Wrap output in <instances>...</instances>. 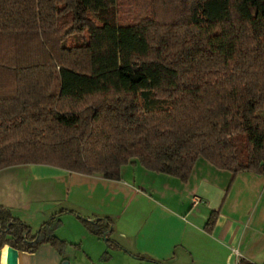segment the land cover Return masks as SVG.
Wrapping results in <instances>:
<instances>
[{
  "label": "trees",
  "instance_id": "1",
  "mask_svg": "<svg viewBox=\"0 0 264 264\" xmlns=\"http://www.w3.org/2000/svg\"><path fill=\"white\" fill-rule=\"evenodd\" d=\"M200 158L264 175V0H0V169L187 182ZM59 215L33 233L0 204V250L79 246ZM79 218L116 245L110 218Z\"/></svg>",
  "mask_w": 264,
  "mask_h": 264
},
{
  "label": "crops",
  "instance_id": "2",
  "mask_svg": "<svg viewBox=\"0 0 264 264\" xmlns=\"http://www.w3.org/2000/svg\"><path fill=\"white\" fill-rule=\"evenodd\" d=\"M194 195L204 202L193 205ZM40 200L49 203L39 207ZM0 204L33 233L60 213L56 235L79 245L64 253L50 243L33 252L16 249L17 264H236L233 249L247 264H264V175L234 176L204 158L187 182L139 163L124 165L120 180L45 164L14 165L0 169ZM213 211L218 216L208 227ZM79 215L110 218L108 237L116 245L91 233Z\"/></svg>",
  "mask_w": 264,
  "mask_h": 264
},
{
  "label": "water",
  "instance_id": "3",
  "mask_svg": "<svg viewBox=\"0 0 264 264\" xmlns=\"http://www.w3.org/2000/svg\"><path fill=\"white\" fill-rule=\"evenodd\" d=\"M5 252V264H17L18 263V256L16 249L10 245H6L4 247ZM62 264H70L69 260H64Z\"/></svg>",
  "mask_w": 264,
  "mask_h": 264
},
{
  "label": "built area",
  "instance_id": "4",
  "mask_svg": "<svg viewBox=\"0 0 264 264\" xmlns=\"http://www.w3.org/2000/svg\"><path fill=\"white\" fill-rule=\"evenodd\" d=\"M192 202H193V205H198L200 203H203L204 200L202 197H200L199 195H194L193 198H192ZM233 253L236 255L237 257V263L236 264H247L245 262V260L242 258L240 252L237 250V249H233Z\"/></svg>",
  "mask_w": 264,
  "mask_h": 264
},
{
  "label": "rangeland",
  "instance_id": "5",
  "mask_svg": "<svg viewBox=\"0 0 264 264\" xmlns=\"http://www.w3.org/2000/svg\"><path fill=\"white\" fill-rule=\"evenodd\" d=\"M24 178V177H23ZM21 182H22V180H21ZM49 184H51V183H49ZM62 188V187H61ZM63 190H61V189H59V190H57V192H56V195H57V197L58 198H61V197H63ZM43 198V197H42ZM45 199V198H44ZM39 207H42L43 205H45V204H48L49 202L47 201V200H40L39 202ZM34 231H37V230H34ZM98 264H103L100 260H98V262H97ZM110 264H113V263H110Z\"/></svg>",
  "mask_w": 264,
  "mask_h": 264
}]
</instances>
